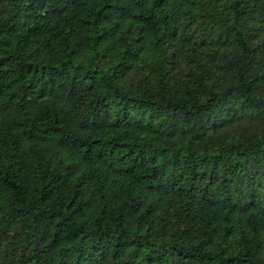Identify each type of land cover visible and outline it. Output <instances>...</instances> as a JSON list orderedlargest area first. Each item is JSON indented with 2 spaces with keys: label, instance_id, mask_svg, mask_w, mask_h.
<instances>
[{
  "label": "trees",
  "instance_id": "16d2710c",
  "mask_svg": "<svg viewBox=\"0 0 264 264\" xmlns=\"http://www.w3.org/2000/svg\"><path fill=\"white\" fill-rule=\"evenodd\" d=\"M0 264H264V0H0Z\"/></svg>",
  "mask_w": 264,
  "mask_h": 264
}]
</instances>
